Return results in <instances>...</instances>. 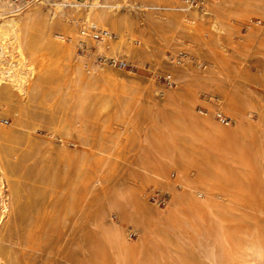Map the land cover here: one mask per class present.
<instances>
[{
    "label": "bare ground",
    "instance_id": "6f19581e",
    "mask_svg": "<svg viewBox=\"0 0 264 264\" xmlns=\"http://www.w3.org/2000/svg\"><path fill=\"white\" fill-rule=\"evenodd\" d=\"M41 2L36 1L15 14H4L10 8V0H0V119L5 120L2 115L11 118L9 125L0 121V264L17 262L19 255L15 247L21 245L22 239L33 249L43 235L59 239L71 219L69 214L80 222L83 198L79 193L80 178L76 183V196H71L65 190L64 176L49 184L51 188L46 185L32 190L28 187L33 186L35 180L24 178L20 169H26L39 155L40 161L53 156L68 168L74 156L69 147L80 146L92 155V164L112 171L115 162L121 159L119 146L108 145L99 137L115 141L124 129L129 130L131 142L140 137L134 117L119 114L132 105L135 97L143 96L142 78L123 75L115 69L116 64L96 65L89 54L77 56L76 49L85 44L87 51L95 48L112 60L119 56L139 58L149 45L148 27L151 25L161 31L168 26L165 29L167 42L185 37L194 49H210L211 45L218 44L221 48L227 46L231 55H235L241 47L252 48L257 75L241 67L228 69L231 75L227 84H214L215 93L210 95L219 100L220 109L230 118L229 123L221 124L213 120L211 104H205L207 112L198 110L202 116L195 113L192 85L204 83L206 78L195 69L168 65L165 74H172L178 86L175 91L163 94L162 103L181 106L173 124L177 134L169 137L150 129L140 141L139 149L129 154L131 172L141 176L140 182L129 192L134 206L132 217L145 219L146 226L141 227L134 242L125 237L124 222L110 227V236L119 250L129 255V264H137L139 259L141 264H250L248 256L255 245L226 249L224 224L229 221L226 213L236 203L247 207L259 196L254 188L251 192L242 186L253 180L251 155L255 152L257 134L264 130V95L261 93L264 91V0L207 3L214 13L206 20L208 30L201 26L200 20H190L187 13H183L190 10L194 0H140L138 3L136 0H53V14L49 17L40 13ZM123 8L126 11H119ZM129 8L151 9V15H161L167 22L160 18H135ZM157 8L165 10L156 11ZM253 17L261 18L263 23L258 25ZM241 23L247 30L245 35L236 34ZM138 34L141 44L136 45L135 35ZM211 52L224 69L229 65L226 66L228 60L220 50ZM256 78L258 81L253 82ZM125 79L129 91L122 86ZM71 81L79 89L74 99L78 114H75V122L68 118L70 114L68 117L64 114V100H60L61 89ZM182 86L187 87V93L181 92ZM125 96H129L128 103L122 102ZM49 97L55 98L47 99ZM35 103L37 111L33 109ZM247 105L254 107L256 121L245 116ZM103 111H109L107 124L102 131L100 128L101 132L89 133L86 124ZM41 118L51 131L49 136L60 142L58 148L51 141L45 145L39 141L37 133L41 124L38 120ZM263 141L258 145L262 147ZM170 170L176 172L174 179L169 177ZM91 177L102 183L106 173L98 171ZM145 184L160 194L161 191L168 194L164 209L158 210L146 203ZM59 195L62 198L57 202ZM116 207L122 212V206ZM216 230L224 240H216L213 235ZM219 246L225 252L221 258L215 250Z\"/></svg>",
    "mask_w": 264,
    "mask_h": 264
},
{
    "label": "rangeland",
    "instance_id": "374dc122",
    "mask_svg": "<svg viewBox=\"0 0 264 264\" xmlns=\"http://www.w3.org/2000/svg\"><path fill=\"white\" fill-rule=\"evenodd\" d=\"M36 1L32 2L30 5H33ZM78 1L84 2L86 0ZM212 1L213 0H194V5L190 7V10L184 11L183 13L186 12L187 18L190 20H200L201 26L205 30H208L207 21L212 18L214 13L208 9L207 3ZM51 2H53V0H42V2L39 3L41 7L40 13L45 17H49L53 14V12H51ZM138 2H140V0H136V3ZM192 9L194 10L193 12H195V14L191 12ZM164 10L165 9L163 8L156 9V11ZM119 11H126V8H123ZM150 11L153 10H136L135 8H129V13L135 18L140 17L147 19L149 17L151 19L160 18L163 20L161 15H151L149 13ZM44 13H46V15ZM253 19L254 21L258 20V25L263 23V21H260L261 18L257 19V17H253ZM163 21L167 22V20ZM148 28L150 34L149 45L144 48V54L139 58L125 59L119 56L118 58L114 57L113 60H116L113 62L112 59L106 57L104 54L98 53L95 48L87 51V45L85 44H82L81 47L76 49L77 56L84 57L86 54H89L92 61L96 65L105 67L108 64H116L115 69L123 73V75L140 76V78H142L144 84V90L142 91L143 96L140 95L135 97L132 101V105L128 106L124 113L122 112L119 114V116L127 115L134 117L136 121L135 125L138 129V136L140 137L131 142L129 139V130L124 129L125 131L123 130V134H121L115 141L111 139L109 140L112 142V144L108 141V139L104 140L101 137H99L100 139L98 138L100 141L103 140L108 145L117 144L119 146L121 159H118L115 162L114 170L112 171L92 164V159L94 158L91 154L87 153L85 149H82L83 147L80 146L69 147L70 153L74 156L72 157L70 166L68 168L63 163H58L56 158L53 156L46 159L42 158L41 162V157L39 155L31 160L32 163H30L26 169L19 170L27 180H30L31 178L35 180V182L32 184L33 186L28 187V189L32 190L45 188L47 187L46 185H48L47 188H51L49 184H53V182L59 176H64L66 180L64 185L65 190L71 196H76V183L78 178H80V180H82V185L79 189V193L80 197L83 198L81 199L82 210L79 223L75 221L73 214H69L71 219L69 222H67L66 231L62 234V236L59 239H53L43 235L38 241V245L35 246L34 249L29 248L26 240L22 239L21 245L15 247L16 252L19 255V258L15 264H129V255L122 253L119 250L117 243L112 240L110 236V227L117 226L121 222H124L125 237L128 241L134 242L141 231V227L143 225L146 226L147 222L145 219L132 217L134 206L129 200V192L137 186L141 180V176L138 173L131 172L129 160L132 159L131 155H133L139 149V143L142 141L144 134L148 130L154 129L155 132H162L165 136L169 137H173L177 134L173 124L180 113L181 106L177 103H162L165 100L163 94L175 91L178 86L172 74L171 76L165 74V72L168 71V65L175 64L184 70L195 69L199 74L206 78L204 83H196L192 85V94L193 96L195 95V113L196 115L202 116L198 110L207 112L205 104H211L214 107V111L212 113L213 120L221 124L229 123L230 118L220 109V104H218L220 103L219 100L216 99V101L215 98H212L210 95L211 92L215 91L213 90L215 86L214 84H219L220 86L227 84L228 76L229 74L231 75L229 71L235 70L239 67L245 68L251 75H257V68L255 66L256 57L253 54L252 48L247 49L246 47H241L239 53L235 55H231L227 46L221 48L218 44L211 45L210 49H194L187 44L188 39L185 37H182L180 41L174 38L167 42L165 29L167 30L168 26H165V29L162 31L159 29H154L152 25ZM246 31L245 25L241 23L238 25L236 34L245 35ZM55 32H57V30H55ZM138 36L141 37L139 34L135 35V38L138 39L136 45L141 44V38ZM212 50L216 52L220 50V52L223 53V58L228 60L226 66L229 64L228 66L231 68L227 66L225 70L221 66V62L214 59L213 55L211 54ZM187 56H189V58ZM121 61H125L126 64L121 63ZM262 64L264 66V60L262 61ZM256 81H258L257 78L253 80V82ZM125 82L126 79L122 86H125L129 91V83L126 82L125 84ZM69 83L67 82L65 84L66 86L64 85V87L61 89L63 97L61 95L60 100H64V103H71H62L64 107L63 111L67 117L70 114L68 118L72 121L74 120L73 122H75L77 120L76 118L78 114L76 100L74 99H76L79 89L77 86H75L74 81ZM247 84L253 86L252 82L247 81ZM260 89L262 88L260 87ZM180 90L183 93L188 92L186 86H182ZM261 93L264 95V91ZM54 98L55 97H49L47 99L52 100ZM122 102L128 103L129 96L123 97ZM252 105H247V107L244 109V113L245 116L247 118L249 117L251 121H256L258 116ZM33 109L34 111H37L38 106L36 103ZM75 114L77 116H75ZM108 114L109 111L100 112L98 116H96L97 118L95 117L93 121L88 122L86 124L87 129L89 130L88 132H101L102 128L105 126V123L107 124L108 122ZM1 118L5 119H0L1 122H4V125H9L11 122V118L6 115H2ZM38 122L41 124V128L37 133L39 141L43 145L47 144L48 141H51L52 144L58 148V145L60 146V142L55 137L51 138L49 136L51 131L45 127V120L41 118L38 120ZM231 124H233V121H231L230 125ZM262 124L264 125V120ZM263 131L264 130L257 134L258 138L256 137L254 143L255 152L251 155L250 173L253 175L252 181L254 182H252L250 179V182L244 183V186H242L243 189L251 192L254 188L253 190L256 191L258 193L257 195L259 196L253 200L254 202H250L251 207H246V205L243 204H241V207L239 206L240 204L237 205L236 203L233 206V209L231 208L226 213L229 221L224 224V230L226 231L227 236L226 249L233 248L235 250L236 245L242 248L245 245L254 244V250L258 249L257 252L262 250L261 252H258V254L254 250L250 251V255L248 256V259L250 258V264H264V151L261 149H264V141L263 143H260L262 144V147L261 145H258L259 142L264 140ZM41 132L43 135L40 134ZM122 155L125 158L122 157ZM257 161L259 163L262 162L263 165H260ZM38 163L42 164L39 165ZM46 163L47 167H45ZM256 163L258 164L256 165ZM85 165H87V167ZM253 165L254 167H252ZM50 170L52 171L50 172ZM26 171L28 174H26ZM98 171L106 173V178L102 183H99L96 178L91 177V175H95V173ZM169 175L171 179H174L176 172L174 170H170ZM148 186V184H145L146 203L152 208L158 210L164 209L168 200V194L162 193L163 191H161L160 194V192L156 191L157 189H152ZM48 190L51 191L50 189ZM81 194H83V196ZM259 197L263 199L262 202H260L261 200ZM61 198L62 196L59 195L56 201L58 202V200H61ZM255 202L256 205L254 206L253 204H255ZM116 206H122V212H120L119 207ZM253 206L257 207V209ZM123 217L127 220H123ZM211 218L215 220L213 215ZM213 235L218 241L223 239L218 230L214 231ZM215 250L216 254L220 258L225 254L224 250L220 246ZM138 261L139 262L137 264L142 263L140 262V259Z\"/></svg>",
    "mask_w": 264,
    "mask_h": 264
},
{
    "label": "built area",
    "instance_id": "2783aa9c",
    "mask_svg": "<svg viewBox=\"0 0 264 264\" xmlns=\"http://www.w3.org/2000/svg\"><path fill=\"white\" fill-rule=\"evenodd\" d=\"M35 0H10L9 10L5 11L4 14L17 13L28 7ZM97 36H100L98 32Z\"/></svg>",
    "mask_w": 264,
    "mask_h": 264
}]
</instances>
